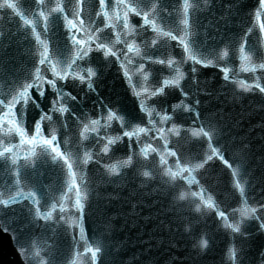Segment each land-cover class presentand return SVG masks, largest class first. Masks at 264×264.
<instances>
[{
  "label": "water",
  "instance_id": "obj_1",
  "mask_svg": "<svg viewBox=\"0 0 264 264\" xmlns=\"http://www.w3.org/2000/svg\"><path fill=\"white\" fill-rule=\"evenodd\" d=\"M123 2L159 31L123 29L121 0H106L109 27L98 0L82 25L76 0L0 6V264H264L260 0ZM239 49L256 63L237 79ZM14 93L38 110L2 101ZM53 136L59 156L39 143Z\"/></svg>",
  "mask_w": 264,
  "mask_h": 264
},
{
  "label": "snow or ice",
  "instance_id": "obj_2",
  "mask_svg": "<svg viewBox=\"0 0 264 264\" xmlns=\"http://www.w3.org/2000/svg\"><path fill=\"white\" fill-rule=\"evenodd\" d=\"M5 3H7V0H0V6H3ZM83 3H84V0H76L75 17H76V20L81 22V25L83 23V18H82L83 17ZM98 3H99V8L101 9V11L96 12L95 15L98 16V17L102 15L104 17L105 26L109 27L110 25H108L107 21H108V19H110V17L108 16V13L106 11H103L105 9V7H106V0H98ZM121 4H122V6L124 8V16H123V20H122L123 29H126L129 33H131L133 31V24L130 22V17L131 16H135V17L139 18L138 20L143 21V23L145 25L152 26L154 31H159V29L155 25V22L153 20L149 19L150 15H151V13L149 11H145L142 8H139L137 5H134V4H131V3H124L123 0H121ZM260 4H261V7L264 8V0H260ZM185 7H187V4L185 5ZM53 10L54 11H62V7L58 3L56 8H54ZM65 19H66V25L69 27V29H75V30L79 31L78 25L73 19H68L67 17ZM117 19H119V17H117ZM261 23L264 24V20H262ZM102 30L103 29H101V31ZM163 35L167 36L169 34L165 32V33H163ZM172 39H176V37L173 36ZM95 40H96V48H97V50H100L105 57H107L109 55H112V56L115 55V51L110 45L100 42L98 37L95 38ZM74 42L83 46L85 43H92L93 41H92V39H90L89 41L75 40ZM154 43H155V41H154ZM133 49H135L137 55H139L140 49L136 48L134 44H129L128 45V50L131 52ZM41 55L42 56H46L47 55V44L46 43H43V51H42ZM226 55H227L226 52L221 53L222 58L225 57ZM242 59L247 61V57L243 56V54H242ZM196 62H200V61H196ZM202 66L203 67H211V66H213V64H212V61L209 60L206 63H202ZM222 70L225 73L228 72L227 68H222ZM243 70L244 71H248L249 69L244 67ZM193 71H195V69H193ZM181 78L182 79L185 78V74L184 73H181ZM229 78L230 77L228 75H225V77H224L225 80H229ZM182 79H181V86H182ZM168 83L170 85L174 86L177 82L176 81H169ZM240 86L245 91L249 90L248 88H245L243 84H241ZM255 86L259 87L261 91H264V85H255ZM17 107H18V105H17ZM177 107H180V105L177 104ZM16 131L20 132L23 143H28V144L37 143V141L35 139H24L23 138V132L19 128H17ZM55 139L56 138L54 136L52 137V140H48V139H43L42 138L39 141V143L49 146L51 148V150L57 156H59L60 155L59 150L57 148H55V147H52L53 141ZM6 152H11V149L10 148H4L3 151L0 152V157H2L3 154L6 153ZM13 162H15V161H13ZM37 215H39V212L37 213ZM3 231L6 232L7 229H3ZM201 246L202 247H206L207 246V242L206 241H202L201 242ZM19 252L21 254H23L24 249H19ZM94 255L96 257H98V253H95Z\"/></svg>",
  "mask_w": 264,
  "mask_h": 264
}]
</instances>
